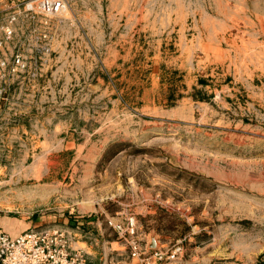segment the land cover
I'll return each mask as SVG.
<instances>
[{
	"label": "rangeland",
	"instance_id": "374dc122",
	"mask_svg": "<svg viewBox=\"0 0 264 264\" xmlns=\"http://www.w3.org/2000/svg\"><path fill=\"white\" fill-rule=\"evenodd\" d=\"M32 1L0 0V23L15 20L0 76V223L22 233L128 215L161 249L182 244L189 264H264V84L235 100L213 84L182 93L166 64L159 81L147 23L169 0H62L56 15ZM183 1L196 13L229 2Z\"/></svg>",
	"mask_w": 264,
	"mask_h": 264
},
{
	"label": "crops",
	"instance_id": "0c3cea01",
	"mask_svg": "<svg viewBox=\"0 0 264 264\" xmlns=\"http://www.w3.org/2000/svg\"><path fill=\"white\" fill-rule=\"evenodd\" d=\"M224 4L219 11L196 13L183 0H169L164 13L148 17L147 32L160 37L151 40L149 49V61L159 81V77L167 74L158 71V67L166 64L167 69L181 72L182 93L213 84L228 92V100H235L247 87L252 91L261 90L255 85L264 84V0H229ZM162 85L173 87L169 82ZM69 218L54 227L67 229L73 247L81 250L88 261L139 264L127 246L112 237L109 223L98 217L72 215ZM5 224L1 222L0 228L11 236L21 234ZM31 224L28 228L39 227ZM143 235L144 245L151 248L154 237ZM165 264L189 263L181 259Z\"/></svg>",
	"mask_w": 264,
	"mask_h": 264
},
{
	"label": "built area",
	"instance_id": "2783aa9c",
	"mask_svg": "<svg viewBox=\"0 0 264 264\" xmlns=\"http://www.w3.org/2000/svg\"><path fill=\"white\" fill-rule=\"evenodd\" d=\"M62 0H35L26 6L28 11L40 10L46 15H56L63 11ZM14 19L0 23V76L9 68L3 58V47L13 38ZM24 67L21 56L14 58L10 70L16 73ZM3 90L0 89V100ZM109 226L118 239L130 251L131 257L139 264H165L180 261L185 248L178 243L170 249H152L144 245V235L140 232L136 217L125 215L121 220H109ZM0 264H96L88 261L86 255L72 245L71 234L60 227L30 229L16 237L0 228Z\"/></svg>",
	"mask_w": 264,
	"mask_h": 264
},
{
	"label": "water",
	"instance_id": "95a60500",
	"mask_svg": "<svg viewBox=\"0 0 264 264\" xmlns=\"http://www.w3.org/2000/svg\"><path fill=\"white\" fill-rule=\"evenodd\" d=\"M151 248H152V249H157V242H156L155 239H153V243H152V245H151Z\"/></svg>",
	"mask_w": 264,
	"mask_h": 264
}]
</instances>
